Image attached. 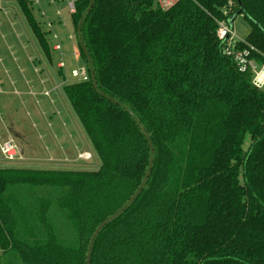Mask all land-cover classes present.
I'll return each instance as SVG.
<instances>
[{
    "label": "trees",
    "instance_id": "obj_1",
    "mask_svg": "<svg viewBox=\"0 0 264 264\" xmlns=\"http://www.w3.org/2000/svg\"><path fill=\"white\" fill-rule=\"evenodd\" d=\"M74 4L90 77L63 90L100 167H0V264H264V86L217 37L242 15L264 64V0Z\"/></svg>",
    "mask_w": 264,
    "mask_h": 264
},
{
    "label": "rangeland",
    "instance_id": "obj_2",
    "mask_svg": "<svg viewBox=\"0 0 264 264\" xmlns=\"http://www.w3.org/2000/svg\"><path fill=\"white\" fill-rule=\"evenodd\" d=\"M7 1L11 2L9 19L5 25L0 24V71L8 72L9 79L17 81V84L8 87L3 83L4 88H0L3 91L0 93V127L8 129L11 135L7 137L14 141L22 159L8 161L0 152V167L98 169L100 159L63 90L64 85L78 81L71 76L72 69L86 68L79 55L76 59L74 57L73 48L76 47L74 42L77 37L67 3L41 0L39 4L32 3L31 6L36 21L45 30L51 54L49 58L39 46L18 3L15 0ZM48 23L53 30L55 27L58 29L62 25L66 26L62 30V37L56 34L61 42V50L52 48L57 40L51 39V43L48 41L47 35L52 32L46 29ZM230 29L234 40H243L249 31V25L242 15H237ZM60 62L64 67L58 66ZM25 84L27 90L24 89ZM14 90L20 96L9 95ZM56 119H60L59 127L65 130L67 136L81 141L76 148L72 149L69 141L67 146L61 145ZM5 138L0 133V139ZM59 146L63 149L60 150L61 155L56 156L60 159H65L66 156L68 158L59 161L60 164L51 161L54 149L58 151ZM84 150L91 153L88 162L82 159L75 162L69 160L68 155L72 154L77 159V154ZM83 162L86 164L81 165Z\"/></svg>",
    "mask_w": 264,
    "mask_h": 264
},
{
    "label": "built area",
    "instance_id": "obj_3",
    "mask_svg": "<svg viewBox=\"0 0 264 264\" xmlns=\"http://www.w3.org/2000/svg\"><path fill=\"white\" fill-rule=\"evenodd\" d=\"M41 0H32V3L39 4ZM48 3H55V2H66L68 5V10L70 14L75 12V2L77 0H44ZM159 7L162 9H168L172 5L176 3L177 0H156ZM58 15V12H56ZM50 27V23L47 25ZM217 37L219 40L226 41L225 50L226 53L231 54L234 58V61L237 63L239 69L241 71L249 70L251 72L252 76V84L256 86L257 88H262L264 86V64L257 65L253 60L246 58V51H239L234 49V44L238 40H234L233 33L230 29V26L226 21H222L219 24V27L217 29ZM69 38L72 39V36L69 35ZM53 39H57V36L54 34ZM78 40H76V47L73 48V53L75 59L79 55V48H78ZM54 50H61V46L59 43H56L53 45ZM58 66L61 68L64 66L62 62L58 63ZM71 76L78 79V81H86L89 80V72L87 67H80L78 69H72L71 70ZM0 152L4 156V158L8 161H20L22 158L19 154V150L14 143V141L7 137L4 140L0 139ZM78 157L81 159H89V157H86V153H79Z\"/></svg>",
    "mask_w": 264,
    "mask_h": 264
},
{
    "label": "crops",
    "instance_id": "obj_4",
    "mask_svg": "<svg viewBox=\"0 0 264 264\" xmlns=\"http://www.w3.org/2000/svg\"><path fill=\"white\" fill-rule=\"evenodd\" d=\"M16 2H17V0H15ZM10 6H11V2L10 1H7V0H0V24H2V25H5L6 23H7V21H8V19H9V15H8V10H9V8H10ZM14 13H16V9L14 10ZM56 14V13H55ZM57 15V14H56ZM55 27V26H54ZM64 28H66V26H64V25H62V26H60L58 29L55 27L54 28V30L52 29V28H50V27H46V29L48 30V31H52V32H50V33H48V41H49V43H51V39H53V35L55 34H57V35H60V37H62V30L64 29ZM42 31H45V30H43L42 29ZM56 35V36H57ZM53 40H57V42L56 43H59L60 44V46H61V42L58 40V37H57V39H53ZM55 43V44H56ZM53 46V45H52ZM53 48V47H52ZM51 55V54H50ZM64 67V66H63ZM0 73H3V75H0V88L2 89V88H4V86H3V83L6 85V86H15L16 84H17V81H12V80H10L9 79V77H8V72H6V71H0ZM5 77V78H4ZM22 87H23V85H21ZM0 89V93H3V91ZM25 90H27V87H26V84H25V88H24ZM16 95V96H20V93H16V90H14L13 92H10L9 93V95ZM16 96H14L16 99H17V97ZM56 122H55V124H56V126H57V129H58V131L60 132V141H61V145H66L67 146V144H68V141L71 143V145H72V149H74V148H76V145L79 143V142H81L79 139H72V137H70V136H67V134H66V132H65V130L64 129H62V128H60L59 126H61V123H60V119H56L55 120ZM0 133L2 134V137L3 138H5V137H7V136H10L11 134L9 133V131H8V129H6V127H4V126H1L0 127ZM82 137V136H81ZM53 143V142H52ZM65 148V147H64ZM68 148V147H67ZM63 148L61 147V146H59V150L58 151H56L55 149H54V153L52 154V160L51 161H56V162H58L59 163V161H62V160H67L68 158H67V156L65 157V159H60L59 158V156H56V154H59V155H61V152H60V150H62ZM86 153V157H89V159L87 158V159H82L83 161H89L90 159H91V153L90 152H88L87 150L85 151H83L82 153ZM77 153V152H76ZM79 154V153H78ZM78 154H77V159H76V157L75 156H72V154H70V155H68L69 157H70V161L72 162H75L76 160H78V159H81V158H79L78 157ZM60 164V163H59ZM86 164V162H83L81 165H85Z\"/></svg>",
    "mask_w": 264,
    "mask_h": 264
},
{
    "label": "water",
    "instance_id": "obj_5",
    "mask_svg": "<svg viewBox=\"0 0 264 264\" xmlns=\"http://www.w3.org/2000/svg\"><path fill=\"white\" fill-rule=\"evenodd\" d=\"M238 15V13H236V14H233V15H231L229 18H228V21H227V23H228V25L229 26H231V23L233 22V20L235 19V17ZM106 222V221H105ZM104 224V223H103Z\"/></svg>",
    "mask_w": 264,
    "mask_h": 264
}]
</instances>
